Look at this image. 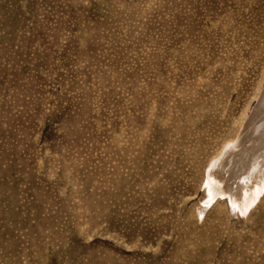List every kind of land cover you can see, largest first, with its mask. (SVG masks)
I'll return each mask as SVG.
<instances>
[{"label":"rangeland","instance_id":"1","mask_svg":"<svg viewBox=\"0 0 264 264\" xmlns=\"http://www.w3.org/2000/svg\"><path fill=\"white\" fill-rule=\"evenodd\" d=\"M263 90L264 0H0V264H264Z\"/></svg>","mask_w":264,"mask_h":264},{"label":"bare ground","instance_id":"2","mask_svg":"<svg viewBox=\"0 0 264 264\" xmlns=\"http://www.w3.org/2000/svg\"><path fill=\"white\" fill-rule=\"evenodd\" d=\"M247 142L251 143L250 148L246 146ZM208 178L212 196L227 195L232 204L239 206L248 203L262 190L264 186V90L257 99L238 140L228 146L222 157L213 163L208 171Z\"/></svg>","mask_w":264,"mask_h":264}]
</instances>
